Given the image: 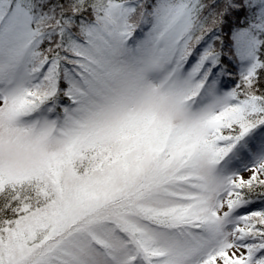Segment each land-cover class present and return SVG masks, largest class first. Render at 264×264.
I'll return each instance as SVG.
<instances>
[{
  "label": "snow or ice",
  "instance_id": "6c2138e0",
  "mask_svg": "<svg viewBox=\"0 0 264 264\" xmlns=\"http://www.w3.org/2000/svg\"><path fill=\"white\" fill-rule=\"evenodd\" d=\"M0 264H264V0H0Z\"/></svg>",
  "mask_w": 264,
  "mask_h": 264
},
{
  "label": "rangeland",
  "instance_id": "374dc122",
  "mask_svg": "<svg viewBox=\"0 0 264 264\" xmlns=\"http://www.w3.org/2000/svg\"><path fill=\"white\" fill-rule=\"evenodd\" d=\"M245 176H247V173H245Z\"/></svg>",
  "mask_w": 264,
  "mask_h": 264
}]
</instances>
